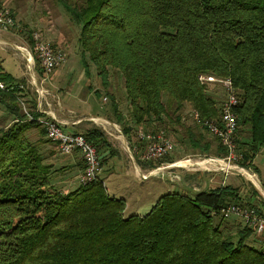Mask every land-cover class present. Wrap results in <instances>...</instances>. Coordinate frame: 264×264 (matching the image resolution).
<instances>
[{
    "label": "trees",
    "instance_id": "1",
    "mask_svg": "<svg viewBox=\"0 0 264 264\" xmlns=\"http://www.w3.org/2000/svg\"><path fill=\"white\" fill-rule=\"evenodd\" d=\"M57 1L78 26L86 73L91 62L104 85L109 67L122 77L127 113L114 92L105 93L127 136H137L140 126L166 127L173 115L180 120L186 103L201 118H218L225 89L218 81H201L199 74L227 76L239 98L234 107L237 162L257 168L254 158L264 147V0ZM0 80L5 84L0 102L14 114L0 127V264H264V238L241 218L220 213L222 205L234 201L264 215L250 197L258 195L255 185L247 198L230 183L191 191L170 188L144 214L125 213V198L110 195L99 175L61 188L56 177L83 167L82 157L59 166L46 160L40 143L55 141L16 100L22 90L29 93L25 78L0 63ZM211 82L220 92L209 88ZM88 88L100 95L98 88ZM29 98L32 115L44 114L36 98ZM34 127L46 137L32 139ZM72 131L96 145L101 163L105 150L116 151L96 124ZM186 133L194 148L226 153L216 136L218 145L211 149L202 131L188 127ZM168 153L161 160H174ZM135 157L141 166H152V160Z\"/></svg>",
    "mask_w": 264,
    "mask_h": 264
},
{
    "label": "rangeland",
    "instance_id": "2",
    "mask_svg": "<svg viewBox=\"0 0 264 264\" xmlns=\"http://www.w3.org/2000/svg\"><path fill=\"white\" fill-rule=\"evenodd\" d=\"M2 3H5L11 11H14V21L16 18L18 25L15 26L16 23L14 22L15 24L11 25L8 29L17 34V42L23 45L20 46L21 48L25 46L29 49L30 40L32 39L31 33L34 30H38L43 39L55 48H62L66 51V60L46 75L35 58L34 61L31 60L32 62L29 63L27 56L24 53L22 54L19 49L7 43L3 44L4 48L8 49L3 58L5 69L12 72L18 78H25L24 89H29L28 94L23 93L24 91L22 90L16 99L20 110L24 113L25 110L30 111L29 105L31 104V100L29 97L31 96L35 97L37 102L38 100L41 101L44 108H52L59 115H62V112L66 109L71 108L72 112L69 113H72L73 118L79 116L82 120L79 125L77 124V129L79 130L91 124L102 127L108 136L111 146L116 151L114 150L115 153L112 154H109L107 150L103 152V155H107V157L101 163L98 175L103 180L110 195L123 196L125 198V213L135 212L144 214L155 203L158 196L170 188L187 191L182 177L185 181L192 180V176L196 174V171L204 172L206 177H209L210 173L221 172L220 177L226 182H230L231 177L235 176L234 179L239 180L236 186L239 191L242 190V196L251 193L253 184L258 189V195L250 197H253V200L264 201V147L260 149L254 158L257 168L242 166L240 168L229 167L221 169L212 163L209 164L210 168L206 169L196 164L183 166L174 164L163 169H156L164 170L161 173H151L152 169L156 168L161 162L171 161L160 160L154 162L142 158L143 145L137 141L138 136L133 134L127 136L122 131L121 123L114 119L113 113L109 109V94L105 93L107 90L114 92L119 103V108L124 114L127 113L128 102L124 94L122 77L113 67H109V83L104 85L100 76L96 73L97 69L95 65L91 62H89L90 73H86L84 66L81 64L80 51L77 45L78 26L70 19L69 14L61 3L57 0H10L8 4L6 1ZM11 4L14 7L9 6ZM25 47L24 49H26ZM30 66L32 67V71L30 70ZM91 86L100 90L99 96L94 91L89 90L88 87ZM208 86L212 90L215 89L216 93L221 90L220 86L213 82L208 83ZM105 94L107 95L106 99L103 98ZM225 96L226 94H224L222 100H224ZM107 106L108 109L106 110ZM82 112H88L89 114L107 113L113 118L103 115L104 120L101 121L99 118L102 117L98 115L91 117L86 113L80 114ZM180 116V120H176L175 115H173V121L167 123L166 127L159 126L157 128V130L162 128L173 141V148L168 153L172 159L177 160L183 157L199 159L207 156L222 157V155L214 154L213 151L208 153L192 146L186 133V128L188 127H191L195 132L198 130L202 131L205 138L210 141L211 149L216 148L218 140L196 121L197 119L193 116V107L190 104L186 103L181 109ZM13 118L14 114L0 102V127L8 125ZM140 127L144 129L145 126ZM151 129V127L148 128V130ZM37 131L36 127L30 129L32 139L36 140L38 136L46 137L45 134L42 132L39 134ZM40 147L46 156L45 159L53 162L54 166L67 163L71 159H78L73 153L61 152L56 142H41ZM135 155L140 159L151 161L152 166H141ZM82 169L83 167L79 165L69 168L67 172L63 173V176L59 175L60 177H56L54 183L61 185L60 187L64 189L76 185L78 184V174ZM226 170L232 174H225ZM248 172L254 173L256 179L248 175ZM143 173L147 176L143 177ZM201 184L194 182V184H191V187L194 188L196 186L195 188H199ZM188 191H191L190 187ZM254 234L257 238H264V232H255Z\"/></svg>",
    "mask_w": 264,
    "mask_h": 264
},
{
    "label": "built area",
    "instance_id": "3",
    "mask_svg": "<svg viewBox=\"0 0 264 264\" xmlns=\"http://www.w3.org/2000/svg\"><path fill=\"white\" fill-rule=\"evenodd\" d=\"M14 24V18L7 7L0 5V25L4 28H9ZM32 39L30 47L27 51H23L27 56L29 63L34 58L37 60L43 73L48 75L55 67L60 65L66 59V52L62 48H55L52 44L42 38L38 30L31 33ZM31 67V66H30ZM201 81H218L220 82L226 92V96L221 103L220 114L218 118L200 117L197 110L193 111V116L200 121L206 130L212 135L216 136L220 142L225 146L226 153L222 157H201L199 159H192L191 157H183L171 162H161L156 168H165L171 165H201L202 168L209 169V164H216L221 169L229 167H242L237 163V158L241 156L237 151L236 142L234 140V131L237 124L236 113L234 111L235 105L238 103V94L233 86L231 79L227 76H216L212 73L199 74ZM4 82L0 80V87H4ZM23 84L20 83L19 86ZM106 99V97H103ZM41 103V101H38ZM38 111H42L41 107H37ZM25 114L30 119L38 121L45 129L46 135L55 141L58 148L63 153H71L77 150L83 159V169L78 174V181L86 183L97 177L101 169V159L96 145L89 140L82 132H74L67 130L65 122L56 117L54 114H40L33 116L29 110H25ZM118 130V128H117ZM137 136L142 142L143 151L141 157L152 160L154 162L160 161L161 158L170 152L173 148V141L161 128L156 131L145 130L141 127L137 129ZM220 159L226 163H232L228 167L217 164L214 160ZM184 160L187 162L177 163V161ZM151 173H161L164 170H155ZM227 173V170L225 171ZM143 177L147 175L143 173ZM220 213L224 217L236 216L241 218L246 224L252 227L256 233L264 232V215L258 213L256 209L249 205H242L234 201H228L220 207Z\"/></svg>",
    "mask_w": 264,
    "mask_h": 264
},
{
    "label": "crops",
    "instance_id": "4",
    "mask_svg": "<svg viewBox=\"0 0 264 264\" xmlns=\"http://www.w3.org/2000/svg\"><path fill=\"white\" fill-rule=\"evenodd\" d=\"M3 1H6L7 2V4L9 3V1L10 0H0V5L1 6H4V7H7L6 5H5V3H2ZM9 6H11V7H14L12 4L11 5H9ZM16 6V5H15ZM8 8V7H7ZM9 9V8H8ZM9 11L11 12V14L13 15V18H14V11H11L10 9H9ZM17 20H19V19H17ZM15 23H16V18H15V21H14ZM14 23V24H15ZM16 25H18V22L15 24V26ZM19 25H20V23H19ZM29 25H30V23H29ZM16 35L17 34H15L14 32H12V30H9L8 28H4V27H2L1 25H0V63H1V65L3 66V68L5 69V67H4V64H3V61H4V54H5V52H6V50H8L7 48H4V45L3 44H9L10 46H12V47H14V48H16V49H19L21 52H22V54L24 53L23 51V49L20 47V46H23L22 44H19L17 41V38H16ZM25 47V46H24ZM66 52V51H65ZM25 54V53H24ZM66 60V59H65ZM64 60V61H65ZM63 61V62H64ZM28 62H29V60H28ZM62 62V63H63ZM27 63V62H26ZM61 63V64H62ZM31 68V67H30ZM6 70V69H5ZM10 72V71H9ZM10 73H12V72H10ZM13 74V73H12ZM14 75V74H13ZM15 76V75H14ZM15 77H17V76H15ZM39 101V100H38ZM37 107L39 108V107H41V109H42V111H43V113L44 114H54L56 117H58V118H60V119H62L64 122H65V126L67 127H65L67 130H73V129H77L78 128V125L80 124V122L82 121L81 119H80V117L79 116H77L76 118H73V116H72V113H69V112H72V109L71 108H68V110L66 109L64 112H62V115H59L55 110H53L52 108H47V107H43L42 106V104L41 103H39V102H37ZM50 112V113H49ZM84 113H86V114H89L88 112H82V113H80V114H84ZM77 115H79V114H77ZM90 115V114H89ZM94 115V114H93ZM95 115H98V116H100V117H102L103 118V115H105V114H95ZM105 118V117H104ZM90 122V121H89ZM78 124V125H77ZM85 124H89V123H85ZM73 154H75L76 155V157H78L79 159L81 158V155L79 154V152L78 151H75V152H73ZM220 163V162H219ZM227 167V166H226ZM220 174H221V172H215V173H210L209 174V177H206L205 175H204V172H197L196 171V174H194L193 176H192V180H189V181H185L184 180V178L182 177V179H183V182L186 184V189H187V191H188V188L190 187V190H192V189H195V190H197V189H200V188H202V187H215V186H218V185H220V184H225V183H230V184H232V185H238V181L239 180H237V179H234V177L235 176H233V177H231V181L230 182H226L223 178H221L220 177ZM225 174H227V175H229V174H232V173H229V172H227V173H225ZM235 174V173H234ZM183 175H185L184 173H183ZM194 184V182L195 183H202L201 184V186L199 187V188H195L196 186H194V188H192L191 187V184L192 183ZM191 183V184H190ZM188 185V186H187ZM190 185V186H189ZM193 186V185H192ZM192 188V189H191ZM240 192V194L242 195V190L241 191H239ZM251 194V193H250ZM250 194H248V195H244V198H247V196H249ZM257 196V195H256ZM251 198H253V197H251ZM257 203L260 205V206H262L263 208H264V201H257Z\"/></svg>",
    "mask_w": 264,
    "mask_h": 264
},
{
    "label": "bare ground",
    "instance_id": "5",
    "mask_svg": "<svg viewBox=\"0 0 264 264\" xmlns=\"http://www.w3.org/2000/svg\"><path fill=\"white\" fill-rule=\"evenodd\" d=\"M24 51L26 50L27 51V49H24V47L22 48ZM99 119H101V121L102 120H104L103 118H99ZM217 164H222V166H224V167H228V166H230V165H232V163H226V162H223V161H221L220 159H217L216 158V160H214ZM220 163H219V162ZM182 162H186V161H184V160H180V161H177V163H182ZM155 170L156 169H159V168H154ZM249 174L248 175H251L252 177H254V179H256V176H255V174L254 173H252V172H248ZM251 173V174H250Z\"/></svg>",
    "mask_w": 264,
    "mask_h": 264
},
{
    "label": "water",
    "instance_id": "6",
    "mask_svg": "<svg viewBox=\"0 0 264 264\" xmlns=\"http://www.w3.org/2000/svg\"><path fill=\"white\" fill-rule=\"evenodd\" d=\"M31 71H32V67H31V69H30ZM90 116L92 117V116H94L93 114H90ZM119 130V129H118ZM119 131H121V130H119ZM121 133H122V131H121Z\"/></svg>",
    "mask_w": 264,
    "mask_h": 264
}]
</instances>
